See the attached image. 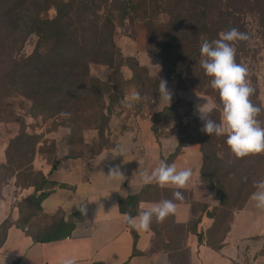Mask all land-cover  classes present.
I'll use <instances>...</instances> for the list:
<instances>
[{
    "label": "trees",
    "instance_id": "1",
    "mask_svg": "<svg viewBox=\"0 0 264 264\" xmlns=\"http://www.w3.org/2000/svg\"><path fill=\"white\" fill-rule=\"evenodd\" d=\"M128 14L146 30V50L161 60L162 76L149 74L147 66L137 57L125 55L118 44V28L124 26ZM231 28L251 38L250 42H232L236 62L245 67L257 62L264 47V0H0V121L20 119L12 103L21 100L23 116L54 120L53 131L60 127L69 130L67 159L88 162L120 144L111 138V125L114 117L125 115L127 87L132 85L141 96L153 90L155 107L160 98V80H172L178 64L187 62L186 73L176 81L177 89L193 88L210 96L216 102L210 118L219 122L222 102L218 90L211 87L212 77L205 75L199 64L200 45L202 38L217 39L221 31ZM32 36L36 38L34 49L25 54L23 50ZM95 65L112 70L113 81L93 75ZM126 67L132 72L129 78L125 77ZM246 79L255 89L250 97L252 103L262 105L257 75L252 73ZM184 102L177 96L161 111L151 113L158 141L162 137L160 121L164 119L175 122L180 136L175 151L168 157L161 156V160L171 164L184 143L199 144L203 160L200 180L218 201L213 206L202 203L199 214L192 208L193 216L187 225L176 223L173 215L166 218L167 226L174 229L166 240L163 231L170 227L161 228L162 223L153 219L151 229L155 235L150 252H167L169 264H191L187 244L190 233L197 236L199 244L221 250L235 213L257 190L253 181L264 178V153L238 158L226 144V136H210L201 129L193 134L190 124L178 113ZM140 109L141 105L137 113L142 112ZM28 127L24 122L6 147V162L0 164V194L2 185L13 177L16 182L22 181L20 188L33 187L34 192L17 205L20 215L15 224L36 242L67 239L83 213L80 210L67 218L62 210L44 212L43 200L68 185L35 169L36 156L50 153V173L54 172L59 164L57 148L46 149L45 135L29 132ZM128 129L122 128L120 134ZM87 130L96 132L90 144L86 141ZM175 190L144 185L140 193L120 199L119 209L135 216L141 201L173 199ZM180 191L183 202L190 201L192 206V193ZM206 222L210 225L206 226ZM12 224L8 218L0 225V247ZM130 230L134 236L133 257L142 252L137 249L136 230Z\"/></svg>",
    "mask_w": 264,
    "mask_h": 264
},
{
    "label": "crops",
    "instance_id": "2",
    "mask_svg": "<svg viewBox=\"0 0 264 264\" xmlns=\"http://www.w3.org/2000/svg\"><path fill=\"white\" fill-rule=\"evenodd\" d=\"M171 82V80L168 81L167 85H172ZM174 90L178 91V94L184 92L177 89L176 83H174ZM160 104L161 106L157 111H161L165 106L170 105L168 102L165 104L163 100ZM149 132L152 141L147 144L142 141L140 130L138 131L137 127L124 131L119 138L120 145L125 148L123 156L114 157L112 154L113 148L103 150L88 162L82 159H67L65 155L64 159L68 163L65 165V174H63L65 178H62L63 180L54 179L55 173L63 164L57 158L58 149H56V158L59 164L52 173H50L51 163L49 164L43 154L39 153L34 161L35 169L41 170L47 175L50 174L51 179L68 185V187L58 189L43 200L44 212L53 214L58 210H62L68 218L81 210L83 219L77 223L73 235L67 239L36 242L32 236L27 235L15 224L20 215L17 206L19 201L29 197L34 192V188L22 189L19 187V191L12 200L3 194L0 198V225L8 218L11 219L13 224L8 229L5 241L0 247V264H14L16 261H19L20 264H61L67 258H72L75 264H169V254L167 252L163 250L150 252L152 239L155 235L151 227L148 231H136L138 234L137 249L142 254L131 256L134 247V236L127 226L124 213L119 209L120 199L141 192L144 184L140 172L144 170L151 172L155 168L154 161L150 162L153 153L159 150V154L153 156V158L160 162L161 156L168 157L178 146L180 136L176 134L177 132L175 135L173 133L167 137H161L159 143L157 142L158 139L155 138L152 125ZM172 142L174 148L168 150L167 148L171 147ZM142 150H144L143 153ZM138 151L143 156L142 154L139 156ZM103 159L111 160L113 162L112 169L119 167L124 177L110 179L108 175L111 168L98 170L95 162ZM73 161L76 162L73 163ZM202 162L200 145L197 143H184L181 153L173 161L178 170L181 168L192 169L191 181L188 187L183 190L191 192L194 198L195 188L202 185L200 180ZM86 163H88L87 168L85 167ZM76 173H80L78 178H75ZM159 201L161 200L148 199L141 202L147 205ZM250 202L251 200L247 202L242 210L236 212L237 219L247 209ZM176 203L180 207L178 213L173 215L175 221L178 224L187 225L193 216L191 202ZM236 220L235 223L231 222V229L225 239V245L219 251L213 250L204 244H199L197 236L190 233L188 236L190 263L204 264V252L205 249H208L217 254L219 258L228 260L231 264H242L241 258L247 250L250 254L254 252L249 264H258L260 261L264 264V254L261 252L258 254L256 251L258 242L253 240L259 235H264V230L259 232L254 230L252 232L251 225L253 223H249L247 217L245 221ZM242 247H245V249L243 250Z\"/></svg>",
    "mask_w": 264,
    "mask_h": 264
},
{
    "label": "rangeland",
    "instance_id": "3",
    "mask_svg": "<svg viewBox=\"0 0 264 264\" xmlns=\"http://www.w3.org/2000/svg\"><path fill=\"white\" fill-rule=\"evenodd\" d=\"M54 14V11L51 12V15ZM117 42L121 46L122 51L125 55H131L138 58L140 63L144 66H147L149 74L152 76H162V63L161 60L158 59L153 54L147 52L146 50V42H147V34L146 30L141 26V24L137 23L132 15L128 14L127 18L125 20L124 26L118 28L117 33ZM36 38L34 36L30 37L28 42L25 45V48L23 52L25 54H30L35 46ZM187 62H180L178 66L177 73L172 78V85L168 84V90L170 91L172 95V99L169 102L168 100H163L165 104H170L172 100H174L177 96H181L185 99V102L182 103V105L178 109V113L182 116L183 121L190 124V127L192 129L193 134L201 129L203 127L202 121L199 119V116L196 112V106L198 104H203L205 102H209L216 106V102L208 95L204 93H200L199 91L191 88L188 91L182 92L183 94H178V91L174 90V83H176L179 74H185L187 70ZM246 68L248 69V75L249 77L252 73H255L258 77L257 86L259 89V98L262 104H264V47L258 54V61L253 62L251 65H247ZM125 77L129 78L132 75V72L129 68L126 67L125 69ZM92 73L95 76L102 77L106 80L113 81V71L108 69L106 66H99L95 65L92 67ZM250 84V81L247 80ZM153 90H149L144 96H141L142 99L140 101H132L131 95L133 92H136L132 85H129L127 87V101L125 102L124 109H125V115L123 118H117L114 117L112 120V136L111 138L116 140L120 138V131L122 128L128 127V128H134L137 127L138 131L140 130L142 141L149 144V141H152L151 133L149 132V128L152 125L151 121V113L152 111H157L159 107L161 106V98H159L157 105L153 106L154 96L152 95ZM14 109L16 112L21 115L20 119H11L7 121H0V164L6 162L5 157V150L7 145L9 144V141L11 138H13L20 130V128L23 126V123L29 125L28 131L32 133H38L45 135V147L46 149H49L51 151L52 149L57 148V158L63 162L60 169L55 173L54 179H61L65 178V165L68 163L64 156L66 155L68 151L69 141H68V133L69 130L64 127H60L57 131H53L52 126L54 124V120L47 119L44 120L41 117L34 118L30 116H26L24 114V110L22 108V102L21 100H17V102L12 103ZM12 105H10L12 107ZM141 105V111L140 113H137V109ZM259 121H261V126H264V114L259 115L257 117ZM161 126V136L167 137L169 134H179L178 129L175 125V122L173 120L166 121L165 119L160 121ZM155 134V133H154ZM86 135V141L88 144L91 143L92 139L96 137V132L94 130H87L85 131ZM160 136V137H161ZM157 139V137H155ZM156 141V140H155ZM159 143V141H157ZM56 145V146H55ZM59 145V147H58ZM174 146V143H171V147L169 146L167 149L171 150ZM144 150L141 152L143 153ZM158 152L153 153V156H157L159 154ZM141 152L138 151L137 154L141 156ZM43 154V153H40ZM43 156L48 160L50 164V153H44ZM143 156V154H142ZM153 156L150 158V162L154 161L155 167L158 166L159 161L157 159L154 160ZM167 162V160H165ZM76 161H73L75 163ZM78 162V161H77ZM97 169H107L111 168L113 166V162L108 159L98 160L95 162ZM88 163L85 164V167L87 168ZM78 172V171H77ZM77 176V177H76ZM80 176V173L75 174V178H78ZM16 178H11L7 183H4L1 188V194L0 198L3 194L7 195L9 199H13L17 192L19 191L18 184L22 181L16 182ZM208 185H198L195 188V198L192 201V208L196 210L199 214L201 204L208 201V203L213 206L215 202L218 201V198L216 197L214 192H211L208 189ZM197 214V215H198ZM237 213L234 215V218L232 222L235 223V220L237 219L236 216ZM240 218H238L236 221H245L246 217L248 218L249 223H253L252 226V232L254 230L263 231L264 230V210L258 209L255 206V202L251 201L248 204V207L245 211H243L240 214ZM208 220V218H206ZM168 222L164 221L162 225L160 226L163 228H168L170 226H167ZM206 226L210 225V222H206ZM241 223V222H239ZM238 223V224H239ZM242 224V223H241ZM244 224V223H243ZM251 228V227H250ZM164 230V229H163ZM169 231L164 230L163 236L166 240L170 236L169 234H172L174 232V229L170 227L168 229ZM249 232V231H247ZM236 234V233H234ZM236 236V235H235ZM255 242H258L256 244L257 248L256 251L258 254L261 252L264 254V235H259L256 238H253ZM187 244L189 245V241H187ZM244 250L245 247H242ZM252 254H250L247 250L246 253L242 256V264H249L250 260L252 259ZM220 259V260H219ZM204 264H231L228 260H224L222 258H219L217 254L214 252L205 249L204 252ZM264 263V262H263ZM258 264H262L261 261Z\"/></svg>",
    "mask_w": 264,
    "mask_h": 264
},
{
    "label": "clouds",
    "instance_id": "4",
    "mask_svg": "<svg viewBox=\"0 0 264 264\" xmlns=\"http://www.w3.org/2000/svg\"><path fill=\"white\" fill-rule=\"evenodd\" d=\"M250 36L246 32H241L237 28H231L219 33V38L209 41L202 38L200 45L201 59L200 66L205 75L212 77L210 84L212 89L218 90L222 102V115L219 122L210 118L214 105L205 102L196 106V112L203 123L201 131L217 137L226 136V144L238 158L249 155L264 153V126L257 117L264 112V104L255 105L250 97L255 89L246 77L248 69L236 62V48L232 42L249 41ZM158 91L161 100L172 99V95L165 80H160ZM142 99L139 92H133L132 101ZM65 117H70V113H61ZM125 148L118 144L113 149V156H123ZM142 183L150 185L155 183L160 188L173 187V199H162L159 202L138 205L137 215L130 212L124 213L127 225L137 232L150 230L153 219L158 223H163L170 215L178 213L179 205L174 201L183 202L184 196L180 189H186L191 181L193 172L191 168H181L178 170L175 163H167L161 160L155 168L149 172H140ZM108 177H124L119 167L110 170ZM253 186L257 189L250 196V200L255 202L258 209L264 210V178L253 181ZM85 211V210H83ZM61 264H75L72 258L64 259Z\"/></svg>",
    "mask_w": 264,
    "mask_h": 264
}]
</instances>
